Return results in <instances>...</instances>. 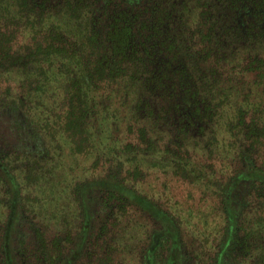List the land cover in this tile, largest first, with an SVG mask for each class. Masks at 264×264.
<instances>
[{
	"label": "trees",
	"instance_id": "1",
	"mask_svg": "<svg viewBox=\"0 0 264 264\" xmlns=\"http://www.w3.org/2000/svg\"><path fill=\"white\" fill-rule=\"evenodd\" d=\"M18 42L21 50L14 52ZM222 52L236 59L226 62L222 76L208 68L203 83L201 58L213 54L224 58ZM91 58L108 60L96 64ZM0 66L4 106L18 112L23 122L63 139L65 145L77 119L86 142L82 150L86 161L93 154L108 159L126 155L130 162L119 164L129 172L143 164L134 155L140 149L172 159L147 169L172 168L177 176L186 171L179 163L185 165L191 152L212 158L216 161L212 166L229 167L231 138L252 135L264 122V0H0ZM14 67L21 70V78ZM49 81L55 83L52 89ZM70 104L75 106L69 109ZM90 105L99 108V128L88 121ZM140 109L149 124L143 135L149 145L114 143V117L125 121L127 134L137 121L143 125L138 120ZM206 126L205 138H195L193 130L203 132ZM157 127L169 130L154 142L148 135ZM145 130L138 129L140 134ZM169 138L177 148L169 146ZM255 169L263 171L258 164ZM81 173L73 183L84 177L85 171ZM79 193L63 185L41 207L25 202L33 210L24 221L30 234L21 242L34 264H63V242L77 245L74 239L79 233L73 234L79 230L74 228L84 220ZM13 200L12 207L0 205V216L11 209L10 223L16 196ZM261 213L249 228L237 224L231 210L222 213L228 217L216 232L222 233L224 252L231 257L240 241L245 244L241 264H264ZM6 238L0 242L4 251ZM20 246L16 249L22 261Z\"/></svg>",
	"mask_w": 264,
	"mask_h": 264
},
{
	"label": "rangeland",
	"instance_id": "2",
	"mask_svg": "<svg viewBox=\"0 0 264 264\" xmlns=\"http://www.w3.org/2000/svg\"><path fill=\"white\" fill-rule=\"evenodd\" d=\"M12 50H21V43L13 45ZM227 54L221 53L224 58L214 54L211 58H201L203 83L208 68L221 76L225 73L226 62L236 59L228 58ZM101 59L91 58L96 64L108 60L100 62ZM95 67L100 70L101 65ZM14 70L21 78V70L18 67ZM46 84L52 89L55 83ZM4 88L5 84L0 81V94ZM73 106L70 104L69 109ZM88 111V121L99 128V108L92 109L90 105ZM137 114L139 122L144 121V110L140 109ZM119 119L118 115L113 119L111 140L114 143L121 146L131 143L138 148L149 145L143 136L148 122L138 126L137 121L126 134L125 121ZM78 125L76 119L65 145L63 139H54L39 125L23 122L18 112L6 108L0 101V205L12 207L16 196L13 221L10 223L11 209L9 212L5 209V215L0 216V242L3 236L7 237L6 250L0 247V264H34L26 258L28 249L21 242L30 234L24 221L33 210L25 202L30 200L32 205L41 207L63 185L79 190L84 219L74 228L79 230L73 234L76 237L79 233L74 239L77 245L73 246L71 240L63 242L66 246L63 264H241L239 254L245 244L240 241L232 252L236 256L231 257L224 252L227 244L222 243V233L216 231L228 217L222 214L225 210H231L237 224L242 222L247 228L264 211V122L258 124L257 132L252 135L231 138L233 151L229 167H221L219 163L212 166L216 162L212 158L191 152L185 165L183 160L179 163L186 171L180 170L178 176L172 174V168L147 169L157 161L171 163V158L157 151L147 154L136 149V161L143 164L129 172L119 164V161L130 162L126 155L108 159L93 154L86 161L82 155L86 142ZM139 128L145 133L140 134ZM168 130L157 127L148 136L154 142L161 141ZM207 130L208 126L203 132L193 130L194 137L205 138ZM169 146L177 148L178 145L169 138ZM255 164L262 166L261 173ZM83 170L84 177L73 183L72 179L83 174ZM60 202L63 207V196ZM66 214L69 215V209ZM59 230L63 234V229ZM249 240L254 244L253 239ZM19 244L22 261L17 256ZM232 248L233 243L230 251ZM1 258L4 259L1 261Z\"/></svg>",
	"mask_w": 264,
	"mask_h": 264
}]
</instances>
